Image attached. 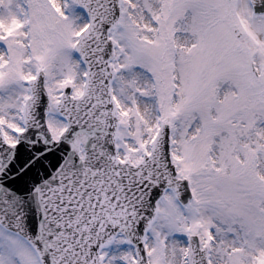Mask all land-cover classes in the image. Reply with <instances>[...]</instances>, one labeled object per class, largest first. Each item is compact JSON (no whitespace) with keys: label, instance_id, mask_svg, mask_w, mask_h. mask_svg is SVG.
I'll return each instance as SVG.
<instances>
[{"label":"snow or ice","instance_id":"snow-or-ice-1","mask_svg":"<svg viewBox=\"0 0 264 264\" xmlns=\"http://www.w3.org/2000/svg\"><path fill=\"white\" fill-rule=\"evenodd\" d=\"M0 264H264V0H0Z\"/></svg>","mask_w":264,"mask_h":264}]
</instances>
